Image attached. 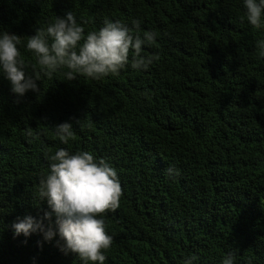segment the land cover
<instances>
[{
	"label": "trees",
	"instance_id": "trees-1",
	"mask_svg": "<svg viewBox=\"0 0 264 264\" xmlns=\"http://www.w3.org/2000/svg\"><path fill=\"white\" fill-rule=\"evenodd\" d=\"M68 12L86 32L141 21L157 33L144 48L155 59L100 81L58 73L23 97L0 76V264H81L58 237L24 243L11 230L17 217L47 210L39 179L59 148L117 170L105 264H182L188 254L222 264L229 252L235 264H264V58L254 47L264 34L247 24L242 0H0V31L21 37L29 74L39 69L27 38ZM64 122L74 130L66 145L54 132Z\"/></svg>",
	"mask_w": 264,
	"mask_h": 264
},
{
	"label": "clouds",
	"instance_id": "clouds-1",
	"mask_svg": "<svg viewBox=\"0 0 264 264\" xmlns=\"http://www.w3.org/2000/svg\"><path fill=\"white\" fill-rule=\"evenodd\" d=\"M242 8L247 24L264 34V0H242ZM157 38L154 30L142 31L139 20L131 21L129 26L109 19L99 29L86 32L83 23L68 12L27 38L25 48L39 69L30 74L18 47L21 37L0 31V76L9 82L14 94L23 97L29 91L39 95L41 81L52 80L58 73L65 81L81 76L100 81L119 76L126 68L143 71L155 59L146 56L144 48L154 45ZM254 47L264 58V38H258ZM54 132L65 145L74 138L73 124L69 122L55 126ZM26 136L34 138L31 130L26 131ZM50 160L37 190L47 210L40 218L17 217L11 224L13 238L22 236L27 243L32 235L40 234L47 243L58 237L59 250L65 255L75 254L81 264H105L113 237L107 234L103 217L120 206L122 197L116 168L86 150L70 152L59 148ZM165 174L174 180L180 173L169 166ZM197 259L188 254L182 264H196ZM222 264H235L234 254L227 253Z\"/></svg>",
	"mask_w": 264,
	"mask_h": 264
}]
</instances>
